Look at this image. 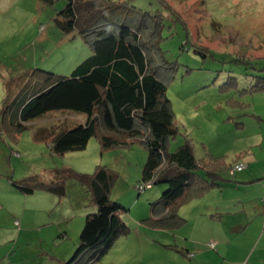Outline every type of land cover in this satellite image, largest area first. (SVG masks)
<instances>
[{"label": "rangeland", "instance_id": "obj_1", "mask_svg": "<svg viewBox=\"0 0 264 264\" xmlns=\"http://www.w3.org/2000/svg\"><path fill=\"white\" fill-rule=\"evenodd\" d=\"M70 1L0 0V204L12 209L11 221L6 212L0 213V229L10 230L0 232V263L8 264L12 256L17 257L16 263L23 256L29 264L38 261L37 233L32 234L28 248L22 244L20 249L13 244L5 248L22 212H26L25 225L52 227L55 233L47 231L50 240L59 231L56 243L46 250L67 263L78 253L73 264H219L221 247H247L249 231L234 232L233 226L238 221L246 223L253 206L247 200L264 201V179L236 191L244 181L240 173L229 169L246 165L242 157L250 155L252 169L264 174V0H113L115 5L125 3L131 8H125L129 12L126 23L138 33L152 71L166 87L178 129L167 151L175 153L189 140L199 163L211 160L214 165H225L222 190L180 204L174 218L167 212L161 218L159 206L152 209L170 188L168 183L140 191L148 160L144 142L149 134L140 124L136 129L142 131L141 136L128 145L104 150L99 140L104 130L102 113L98 111V133L87 149L63 156L55 155L49 143L37 142L35 133L46 129L57 134L75 128L85 124L87 115L54 111L25 124L24 129L11 126L27 95L43 88L54 75L70 76L93 55L98 31L118 29L102 22L88 37L65 34L56 19ZM99 166L113 176L110 199L128 210L121 220L130 229L103 254L102 248L92 251L80 246L87 216L98 211L86 187L69 181L64 197L43 191L26 195L9 180L37 176L48 181L64 169L94 175ZM194 184L198 186L195 179ZM223 188L224 200L235 203L228 205L230 215L216 222L215 207L223 199ZM242 208L247 213L241 215ZM212 243L217 249L210 247ZM187 252L196 256L187 258ZM231 253L234 256L228 258L235 259L245 251L232 249Z\"/></svg>", "mask_w": 264, "mask_h": 264}, {"label": "trees", "instance_id": "obj_2", "mask_svg": "<svg viewBox=\"0 0 264 264\" xmlns=\"http://www.w3.org/2000/svg\"><path fill=\"white\" fill-rule=\"evenodd\" d=\"M115 4L113 0H71L67 4L56 19L57 27L67 35L78 33L88 37L102 22L116 25L118 29L98 31L93 55L70 76L54 75L43 88L27 95L17 108V121L11 122V126L15 130L24 129L25 124L54 111L87 115L85 124L75 128L61 130L57 134L46 129L35 133L37 142L49 143L55 155L63 156L87 149L90 140L98 133V111L102 113L104 130L99 133V140L104 150L120 144L128 145L129 140L141 136L142 131L136 129L140 124L149 132L144 142L148 160L143 169L142 186L148 188L168 183L170 188L158 203L152 204V209L154 211L161 205L168 217L174 218L180 204L201 199L216 186L225 165L221 162L214 165L211 160L199 163L189 140L175 153L167 151V143L177 136L178 129L166 87L152 71L138 33L131 23H126L129 12L125 8L129 6ZM197 170L199 173L195 174ZM9 180L18 192L26 195L43 191L64 197L69 181L86 187L98 211L86 218L80 235L82 249L98 251L102 248L103 254L118 238L130 232L121 220L122 214L128 210L110 199L113 176L105 167H97L94 175L64 169L56 171L48 181L37 176L20 182ZM79 257L76 253L69 263L53 258L56 259L55 264H73Z\"/></svg>", "mask_w": 264, "mask_h": 264}, {"label": "crops", "instance_id": "obj_3", "mask_svg": "<svg viewBox=\"0 0 264 264\" xmlns=\"http://www.w3.org/2000/svg\"><path fill=\"white\" fill-rule=\"evenodd\" d=\"M223 158V157H222ZM243 162L247 165V168L241 172V176L240 179L243 180L244 182L240 184V187L238 189H236V191H239L242 188H247L249 186L254 185L255 183L263 180L264 178V174L260 171L261 170H253L252 169V164H250L253 160H252V156L250 155H246L242 157ZM233 167H231L229 169V171H231ZM217 173H215L216 175ZM238 174V173H237ZM224 174H219L218 175V182L216 184V186H214L213 189L210 190V192L212 191H216L217 189L221 188V184L222 182L225 181L224 177L222 176ZM215 177V176H214ZM220 183V185H219ZM222 190V188L220 189ZM224 188H223V193H222V200L219 202V206L216 205V209L217 213H216V217L213 218V221H218V222H223L224 218L228 215H230L231 212L230 211V205L231 203H235V200H231V199H226L224 200ZM264 199V198H263ZM237 200V199H236ZM248 203H252L253 202V206L251 207L250 211L248 212L249 215H247V220L246 223L243 222H237V225L233 226V231L234 232H241L245 230L249 231L250 233V243H248L249 245L247 247H243V246H236L233 247V245L228 244L226 245V247L222 248V253L223 256L222 257H218L219 260V264H264V229L261 232V223L263 221L264 218V201L259 200L258 198H253V199H249L247 200ZM255 202V203H254ZM222 205H225V208H222ZM160 208H162L163 210V214L161 215V218L163 216H165V209L161 206L158 205ZM5 205H1L0 204V213L6 212V214L9 216V220L11 221L12 219V215H11V211H9L8 209H6ZM241 213V215H243L244 213H247V210L245 208H242V210L239 212ZM19 215V214H17ZM240 215V216H241ZM260 215V217H258ZM21 219L19 220H15L14 221V231H12L13 233L8 237V240L5 242V248L9 247L8 244H13L11 246H14V249H20L19 246L22 245H26V248L30 247L31 242L33 240L32 238V234L33 233H37V245H38V251H37V257L36 259L38 260L36 262V264H55L54 260H61L59 259L60 255H53L52 252L47 251V246L51 245L52 243H56L54 241H56L57 239V233H59V231L56 233V236L53 237V240L50 238H48L47 236V231L48 232H52L55 233V231L52 229V227H48V226H27L25 225V221H26V212H22L21 214ZM251 217V218H250ZM260 218V219H259ZM255 219V220H254ZM259 221H261V223H259ZM256 222V223H254ZM24 226V228H23ZM245 226V227H244ZM10 230L8 229H0V232H7ZM1 239V238H0ZM200 249V247H199ZM217 249V246H216ZM232 249H236L239 251H245L244 256L240 258H232L234 256V253L231 255H228V252L232 251ZM247 251V253H246ZM13 253H16V251H13ZM257 254V257L254 258V256ZM192 257L194 258L196 255L195 254H190L189 252H187V258ZM228 256H231L230 258H228ZM53 257H55L56 259H54ZM10 258V257H8ZM16 256H12L10 260L7 259L6 263L8 264H29V261L27 258H25L23 256V258H21V263H16L18 262ZM63 261V260H61ZM2 264V262L0 263Z\"/></svg>", "mask_w": 264, "mask_h": 264}, {"label": "built area", "instance_id": "obj_4", "mask_svg": "<svg viewBox=\"0 0 264 264\" xmlns=\"http://www.w3.org/2000/svg\"><path fill=\"white\" fill-rule=\"evenodd\" d=\"M246 168H247V165L237 164V165L234 166V168H233L231 171H232L233 173H236V172H243ZM149 187H151V186H148V188H149ZM146 189H147V188H145V187H143V186L140 187V191H144V190H146ZM210 247H211L212 249H215V248H216V244L212 243V244L210 245Z\"/></svg>", "mask_w": 264, "mask_h": 264}]
</instances>
